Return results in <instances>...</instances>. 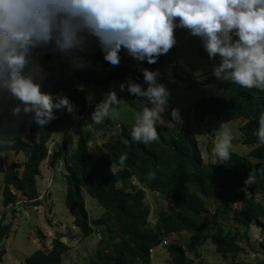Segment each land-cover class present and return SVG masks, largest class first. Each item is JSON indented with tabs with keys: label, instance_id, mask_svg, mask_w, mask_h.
Returning a JSON list of instances; mask_svg holds the SVG:
<instances>
[{
	"label": "trees",
	"instance_id": "16d2710c",
	"mask_svg": "<svg viewBox=\"0 0 264 264\" xmlns=\"http://www.w3.org/2000/svg\"><path fill=\"white\" fill-rule=\"evenodd\" d=\"M42 52L44 59L57 63L65 61L58 52ZM123 53L122 49L120 57ZM74 55L81 57L85 63L82 69H73V77L77 81L106 86L131 78L144 90L148 87L143 75L121 64L116 66L117 70L98 76L99 68L110 65L103 59L100 49L97 52H76ZM197 55L208 58L203 47L197 49ZM166 57L167 54L161 55L155 64L142 63L154 69L160 67ZM39 83L42 92L55 94L58 82L54 76L48 75ZM218 88L219 95L202 97L194 102L193 110L198 121L204 122L209 115H214L221 123L244 118L246 122L239 127V131L244 145L257 146L248 154L259 161L255 165L232 152L231 158L224 164H205L199 142L189 126L172 124L173 106L169 98L165 111L168 124H156L159 133L156 142L147 145L133 142L130 135L132 128L121 125L117 138L105 144L110 156L101 154L94 158L88 150L87 141L83 137L79 139L77 153L65 162V206L74 218L80 239L89 237L95 233V229L100 232L99 247L86 264H150L151 247L182 233L190 234L187 247L179 241L168 242L166 247L171 264H191L188 252L198 251L202 243L208 240L213 243L219 256L230 255V264H239L235 258L244 252V247L237 239L247 238L245 232L253 224L264 227V205L258 200L264 194V145L254 135L259 115L264 112V92L247 90L231 82H220ZM68 98L75 106V113L62 111L56 115L57 119L37 132L30 128L27 114L17 118L16 127L10 130L9 136L3 133L7 127H0V176H3L4 209L18 204V194L24 196L33 207H39L36 181L40 175V165L48 156L47 145L53 129L62 122L83 116L89 108L88 101L79 90ZM126 102L135 111L140 110L141 102L133 95L128 93ZM18 103L5 93L0 99V109L5 106L12 108ZM106 123L115 128L113 119L109 118ZM27 131L32 136L30 142L23 140ZM5 153H22L26 160L22 164L13 162L7 166ZM124 154H127V159L121 164L120 157ZM65 157H68V152ZM114 166L119 169L114 171ZM251 171H255L256 181L248 188L249 195L246 196L241 189ZM149 172H155L154 179H148ZM134 181L150 193L165 197L168 202L170 214L161 215L153 227H150V208L146 205L147 192L134 185ZM85 194L111 214L116 230L101 219L91 221L88 218ZM210 202L217 206L214 220L205 216L209 213ZM237 205H240L239 226L227 228L221 218L232 214ZM6 214L4 212L0 218V241L10 237L13 227L12 223L5 224ZM63 237L56 234L48 250H33L25 258V264H63L71 248ZM261 245L264 248V237ZM6 253V248L0 249V264Z\"/></svg>",
	"mask_w": 264,
	"mask_h": 264
},
{
	"label": "clouds",
	"instance_id": "9594fccd",
	"mask_svg": "<svg viewBox=\"0 0 264 264\" xmlns=\"http://www.w3.org/2000/svg\"><path fill=\"white\" fill-rule=\"evenodd\" d=\"M177 28L199 37L209 60L219 57L212 67L217 80L264 92V0H0V97L7 93L19 101L12 115L32 114L43 128L58 118L54 109L74 114L75 106L67 96L54 100L41 91L35 80L38 50L58 52L72 69H82L85 63L74 53L88 51L94 41L112 66L120 65L122 49L136 61L155 64L176 45ZM139 70L146 90L131 78L119 88L141 102L130 135L133 142L147 145L159 140L156 124L169 106L170 92L158 82V70ZM86 99L91 103L93 96ZM121 100L109 90L95 104L91 120H114V106ZM171 122L183 123L178 109L171 110ZM254 135L264 145V112ZM232 139L227 124L221 123L212 148L214 164L231 158ZM126 159L122 155L121 164ZM154 178L155 172H149L148 179ZM255 181L251 171L241 189L246 196Z\"/></svg>",
	"mask_w": 264,
	"mask_h": 264
},
{
	"label": "rangeland",
	"instance_id": "374dc122",
	"mask_svg": "<svg viewBox=\"0 0 264 264\" xmlns=\"http://www.w3.org/2000/svg\"><path fill=\"white\" fill-rule=\"evenodd\" d=\"M177 43L167 53L164 63L158 68H147L142 62L134 60L127 55L124 50L121 57V65L137 70L147 68L151 71H159L158 82L164 84L170 92L169 99L173 108L180 111L183 123L182 126H189L195 134L199 147L203 152L204 163H214L215 157L212 154V148L217 140V130L221 122L214 115H209L204 122L198 121L197 114L193 110V104L196 100L207 96H217L220 94L218 84L221 82L212 75V67L219 63V57L215 60L200 57L197 55V49L202 46L199 37L190 36L187 30L177 28L175 30ZM99 47L93 41L89 46L90 52H97ZM38 71L35 75L36 82L42 81L48 75H52L58 82L57 89L53 98L57 95L69 96L76 90L83 92L86 97L91 94L93 100L89 103V108L83 116L73 121H65L56 126L52 131L51 141L48 143V156L40 165L42 173L41 178H37V188L40 195L39 207H33L26 198L18 194V204L9 206V209L3 207V176H0V218L6 212L5 224L12 223V231L9 238L0 241V249L6 248L7 253L1 264H25V258L35 249L48 250L51 240L56 234L64 235L63 240L71 248L64 257L63 264H86L92 253L99 247L100 232L95 229V233L85 239H80L79 229L74 224V218L71 217L65 206L67 184L64 174H67L65 162L69 160L78 151L79 139L83 137L87 141L88 150L94 158L101 154L110 156L105 144L117 138L119 127L127 125L132 128L136 111L126 102L128 92L120 91V82H112L106 86H96L92 82L77 81L73 77V69L69 60L62 63L54 62L43 58V52L37 51ZM118 67L107 65L97 70V75L102 76ZM115 90L118 99H122L119 105L114 106L118 109V115L113 120L115 128H111L105 118L103 123L96 124L91 120V113L94 106L104 98V94L109 90ZM2 97H0L1 99ZM87 100V99H86ZM16 101V100H15ZM19 102V101H17ZM61 110L54 109V114H61ZM29 126L34 131L40 130V126L32 120V114H27ZM17 117L11 113L10 106L0 109V127H7L3 133L10 135V130L15 129ZM246 120L239 118L226 123L232 136V148L230 152L247 158L253 165L259 161L248 154L257 146H246L242 143V135L239 127ZM158 125H167L166 113L162 114V119L157 121ZM25 142H30L32 136L26 132L23 136ZM68 152V157L65 153ZM26 157L24 154L5 153L6 165L13 162L24 163ZM264 161V160H262ZM119 168L114 166V171ZM147 192L146 205L150 208V227L161 215H168L169 205L165 197L155 193H150L144 187L138 185ZM261 204L264 205V194L258 197ZM85 208L88 218L93 220H103L116 230L113 217L110 213L104 211L98 202L84 195ZM211 204V202H210ZM217 206L211 204L209 213L205 216L214 220ZM240 205H237L234 212L228 216H223L221 222L227 228L238 227V215ZM264 225V220H262ZM247 238L239 237L238 242L244 247V252L237 255L235 260L239 264H264V248L261 241L264 237V227L253 224L246 232ZM190 234L182 233L175 238H166L168 242L179 241L187 247ZM168 245V244H167ZM166 246L160 247L151 255L150 264H171L170 258L166 252ZM191 264H230V255L221 257L216 253L215 246L208 240L202 243L196 252H188Z\"/></svg>",
	"mask_w": 264,
	"mask_h": 264
},
{
	"label": "built area",
	"instance_id": "2783aa9c",
	"mask_svg": "<svg viewBox=\"0 0 264 264\" xmlns=\"http://www.w3.org/2000/svg\"><path fill=\"white\" fill-rule=\"evenodd\" d=\"M133 184L138 186V184L136 183V181H134ZM15 206H16V205H15ZM12 207H13V206H12ZM8 209H9V207H8ZM167 244H168V240L165 239V240H163L160 244L151 247V248H150V255H152V254L155 252V250H157L158 248H160V247H164V246H166Z\"/></svg>",
	"mask_w": 264,
	"mask_h": 264
},
{
	"label": "crops",
	"instance_id": "0c3cea01",
	"mask_svg": "<svg viewBox=\"0 0 264 264\" xmlns=\"http://www.w3.org/2000/svg\"><path fill=\"white\" fill-rule=\"evenodd\" d=\"M243 125V124H242ZM201 152H202V150H201ZM202 155H203V152H202ZM209 163H211V162H209ZM42 164V163H41ZM208 164V163H207ZM41 176H42V173H41V171H40V175L38 176L39 178H41Z\"/></svg>",
	"mask_w": 264,
	"mask_h": 264
}]
</instances>
